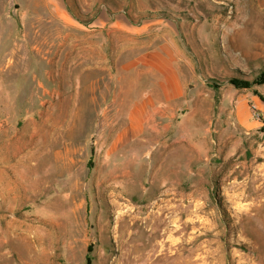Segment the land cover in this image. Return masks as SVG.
Listing matches in <instances>:
<instances>
[{"label": "rangeland", "instance_id": "rangeland-1", "mask_svg": "<svg viewBox=\"0 0 264 264\" xmlns=\"http://www.w3.org/2000/svg\"><path fill=\"white\" fill-rule=\"evenodd\" d=\"M263 71L264 0H0V264H264Z\"/></svg>", "mask_w": 264, "mask_h": 264}, {"label": "bare ground", "instance_id": "bare-ground-1", "mask_svg": "<svg viewBox=\"0 0 264 264\" xmlns=\"http://www.w3.org/2000/svg\"><path fill=\"white\" fill-rule=\"evenodd\" d=\"M171 219H172V213L171 212H168L167 215L166 216H163V217L156 216L154 218V222H153L154 229H153V232L151 233V235H154V234L157 235L158 234V229H159V227L161 225H163V231L166 230V229H168L169 223H170Z\"/></svg>", "mask_w": 264, "mask_h": 264}, {"label": "trees", "instance_id": "trees-1", "mask_svg": "<svg viewBox=\"0 0 264 264\" xmlns=\"http://www.w3.org/2000/svg\"><path fill=\"white\" fill-rule=\"evenodd\" d=\"M260 75H261V78L258 82H263L264 81V71L261 72ZM231 82L234 83L235 85H238V86L249 84L248 81H240V80H236V79H232ZM89 261H90V258L88 255H86V264H89Z\"/></svg>", "mask_w": 264, "mask_h": 264}]
</instances>
